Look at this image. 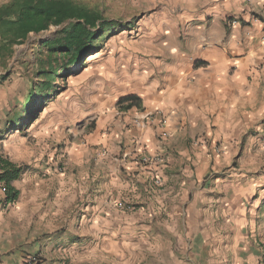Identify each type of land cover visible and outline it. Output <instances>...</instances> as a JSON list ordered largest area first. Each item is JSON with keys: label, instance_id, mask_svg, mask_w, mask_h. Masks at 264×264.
<instances>
[{"label": "crops", "instance_id": "1", "mask_svg": "<svg viewBox=\"0 0 264 264\" xmlns=\"http://www.w3.org/2000/svg\"><path fill=\"white\" fill-rule=\"evenodd\" d=\"M125 1L148 13L128 27L137 38L130 70L95 97L84 115L89 128L58 136L69 173L53 169L55 196L26 171L10 183L14 201L0 189V264H21L28 253L39 264H64L66 256L75 264H193L199 253L205 264H255L256 246L244 243L252 238L245 194L264 191V0ZM8 81L0 75L5 159ZM129 94L141 108L119 110ZM41 128L33 153L55 135ZM134 148L164 155L158 186L154 167L129 155Z\"/></svg>", "mask_w": 264, "mask_h": 264}, {"label": "rangeland", "instance_id": "2", "mask_svg": "<svg viewBox=\"0 0 264 264\" xmlns=\"http://www.w3.org/2000/svg\"><path fill=\"white\" fill-rule=\"evenodd\" d=\"M88 1L98 3L104 18L115 20L124 26L110 31L101 41V49L80 59L77 65L70 66L68 69L70 72L67 75L56 77L51 85V87H55V93L50 92L51 88L39 92V94L50 92L48 100L43 102L45 98H41L38 94L35 103L28 108L20 120L21 123L16 126H12L10 122L21 113L30 86H36L41 81L35 74V64L37 57L44 51L41 48L42 41L53 37L61 27L51 26L40 33L29 34L23 43L13 46L12 55L4 61V64H0V75L9 77L8 90L4 99L6 123L4 134L1 137L3 140L2 149H5L7 159H14L16 165L22 167L23 171L30 172L31 176L36 175L37 183L40 182V185L42 182L50 184L49 191L52 196H55L54 189H58L60 184L52 175L54 174L53 169L57 168L58 163H60L58 167L66 168L67 153L64 150V140L68 139V136L71 137L73 132L78 135L84 122H86L85 129L91 126V120L84 118V115L89 113L95 97L106 92V88L113 78L122 77L126 72H129L132 60L127 56L131 51L136 52L133 47L137 38L135 32L130 31L127 26L132 27V30L137 29L138 25L145 22L146 16H148V13H143L142 8L130 1ZM38 107L41 110L33 121L30 120L29 115L33 114ZM46 125H50L52 133L55 134L54 138L49 136L51 145L42 149L41 152L33 153L32 146L37 145L33 133L43 132L41 127ZM59 135L65 139L57 140ZM40 145L41 143L36 147ZM60 154L61 156H58ZM64 172L69 173L67 169ZM55 175H58L57 171ZM48 179H51V182H48ZM65 181L67 182H64L63 185L73 188L69 180ZM87 185L81 183V186L88 187V190L91 189L90 185ZM44 188L46 187L41 186L35 192L40 200L44 195ZM25 190L27 192L28 188ZM245 195H247L248 201L246 208L248 223L245 226L248 235L251 234L252 238L249 236L244 243L249 247L256 246L259 254L255 264H264V191H248ZM250 199L257 203L258 208H250ZM190 260L193 264H205L207 257L199 253L192 256ZM62 263L75 264L69 261L67 256Z\"/></svg>", "mask_w": 264, "mask_h": 264}, {"label": "trees", "instance_id": "3", "mask_svg": "<svg viewBox=\"0 0 264 264\" xmlns=\"http://www.w3.org/2000/svg\"><path fill=\"white\" fill-rule=\"evenodd\" d=\"M51 26L61 28L53 37L42 41L44 51L35 64V74L41 81L36 86H30L21 113L9 121L12 126L21 123V118L35 103L39 92L51 88L50 92L55 93V87L51 85L56 77L67 75L70 66L100 50L101 41L110 31L124 25L104 18L98 3L88 0H7L0 4V64L12 55L13 46L23 43L29 34L40 33ZM50 92L39 94L45 98L43 102L48 100ZM141 104L138 96L129 94L120 97L116 107L119 110L140 109ZM40 110L38 107L33 114H28L30 120L33 121ZM22 171V167L0 158V180L6 187L5 202L17 198V191L10 183L18 179Z\"/></svg>", "mask_w": 264, "mask_h": 264}, {"label": "built area", "instance_id": "4", "mask_svg": "<svg viewBox=\"0 0 264 264\" xmlns=\"http://www.w3.org/2000/svg\"><path fill=\"white\" fill-rule=\"evenodd\" d=\"M163 137V136H162ZM160 141H163L162 138H159ZM133 157V160L137 163V165L140 166H151L155 169V174L153 175V185L158 186L160 183V176L158 169L165 164V157L162 153H155V154H143L140 150L137 148H134L132 153H129ZM58 156H61L58 155ZM124 156H128L127 153L124 154ZM60 163H58L57 166H59ZM2 194L5 195L6 193V187L4 184H1L0 186ZM115 206L123 211H133L135 209L134 205L128 201L123 200H116L114 202ZM40 258L38 254L36 253H28L25 254L22 258L21 264H39Z\"/></svg>", "mask_w": 264, "mask_h": 264}]
</instances>
